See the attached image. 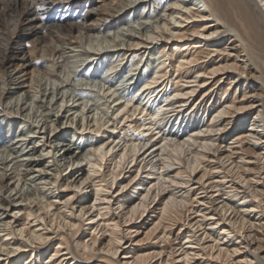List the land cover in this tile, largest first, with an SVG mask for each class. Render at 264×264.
Returning a JSON list of instances; mask_svg holds the SVG:
<instances>
[{
  "label": "bare ground",
  "instance_id": "1",
  "mask_svg": "<svg viewBox=\"0 0 264 264\" xmlns=\"http://www.w3.org/2000/svg\"><path fill=\"white\" fill-rule=\"evenodd\" d=\"M128 1L137 0H0V111L23 116L30 108L21 112L26 101L3 106V98H12L6 87H28L24 93L33 99L29 76L24 77L35 70L27 69L47 60L45 75L56 76L54 71L69 61L62 59L68 45L91 57L84 40H97L105 31L101 23L107 16L114 18L113 12ZM165 3L167 18L174 22L160 16L151 33H129L126 50L117 51L113 62L120 56L123 63V57L131 61L136 56L131 59L126 51L153 44L150 58L158 53L160 62L150 72L148 66L132 65L143 79L123 102L112 99L110 128L99 134L105 125L93 123V116L88 120L87 104L73 106L70 124L65 122V130L95 135L86 140L91 152L84 154L80 142L77 147L62 142L59 124L52 127L53 119L46 117L30 124L19 140L31 144L44 138L40 145L52 147L46 158L57 150L54 164L66 159V174L59 168L53 174L42 169V154L24 156L25 163L17 156L0 158V210L8 211L0 216L1 230L7 231L0 236V264H264V0ZM78 4L81 13L71 16ZM145 7L138 13L140 23L154 16ZM55 10L61 11L59 17H51L53 24L46 22ZM22 31L32 36L38 59L31 52L27 57L15 52ZM106 52L95 54L101 58ZM119 65L109 68L114 69L111 79L121 74ZM96 75L75 77L88 81ZM62 83L56 86L58 93L67 84ZM105 90L108 94L111 87ZM67 105L62 113L72 110ZM77 112L81 117L73 121ZM47 124L54 131L50 137L41 130ZM13 159L15 173L8 177ZM76 160L84 163L73 167ZM30 170L38 171L41 180L51 174L50 181L40 183L57 181L58 190L32 207L34 200L19 202L30 199L29 190L22 189ZM8 178H16L11 191L24 179L5 197L1 192L7 190L3 186L7 188ZM34 189L41 197L42 189L37 184Z\"/></svg>",
  "mask_w": 264,
  "mask_h": 264
},
{
  "label": "rangeland",
  "instance_id": "2",
  "mask_svg": "<svg viewBox=\"0 0 264 264\" xmlns=\"http://www.w3.org/2000/svg\"><path fill=\"white\" fill-rule=\"evenodd\" d=\"M90 1L94 2L96 0H90ZM159 1L160 0H145L143 1L144 3H138L140 2V0H137L135 3H130L128 1V3L126 2V4H128L127 6L125 5L124 7H121L119 10H116L113 12L115 15L114 18H112L111 16H107L106 21H105L106 23H101L103 24V29L105 31L98 35L97 40H93L91 42L88 39L84 40L85 49H87L89 53L93 54L91 57H89L87 54L86 56L85 52L82 50L81 47L73 48L72 46H69V45L65 46L66 52L63 53L62 59L68 58L69 61L66 63V65H63L60 69L58 68L57 70L54 71L57 74L56 76L45 75L44 69L47 66H49V62H47V60L46 61L44 60L40 66L37 65L36 67L33 66V67L28 68L27 71H30L32 69L35 70L32 76L28 74L27 76L24 77V78H27L29 76L27 85L31 87L30 91H31V96H33V99H28V96H26V94L24 93V91H28V87H23L21 89H14V85H8L7 87L5 86L6 88L9 87V91L11 92L9 94H11L12 98L10 99L6 97L3 98L2 99L3 106H6L7 108H9L10 106H13L14 101L18 99L19 106L22 102L26 101L25 105H21V108H22L21 112L25 110V108H27L29 104H30V108L27 111L25 110L22 112L23 116L25 115L26 117L15 115L13 113L10 114L11 116L6 115V113L9 112V110L7 109H2L0 111V158L6 157L7 160L9 161L12 159L13 156H17L16 159L19 161H22V158L24 156L27 158H32V157L39 158L40 157L39 155L42 154L43 159H42L41 164H39L40 167H42V164H43L44 168L42 169L53 174L59 168V171L63 172L64 174L66 172V170L64 169L67 166V164H65L66 159L62 160L61 162H57V164H54V160L56 156L60 154L57 150L55 151L53 150V152L56 154V155L54 154L55 157L53 156V158H46L50 156V154L52 153L50 152L52 151V147L48 148L47 145H40L44 142V138L37 139L36 142H34L35 140L33 139L31 141V144H27L26 140L25 141L19 140L22 137V136L20 137L21 132H25V133L28 132L30 124L31 125L35 123L37 124L38 120L42 119L43 121L46 117H51L53 119L52 127L54 126L56 127V124L57 125L59 124V128H57V131L60 130L61 132H63L61 134L62 142L68 143L71 145L74 144V147H77V145L80 142L79 146L80 147L84 146L83 148L84 154L85 153L88 154L89 152H91L90 147H88V145L86 144V140L92 137L94 138L95 135H91V134L84 135V134L76 133L78 129L77 128L73 129L72 127L71 129L67 128L65 130L64 129L65 122H67L66 125L70 124V118L72 117L70 114L74 112V110L76 109V107L73 108V106L84 107L87 104V107L91 106V108L89 109L91 112L87 113V115H89L88 120L91 119V117L93 116L92 118L93 123H96V122L104 123L105 125L103 130H100L101 132L99 131V134L101 135L102 131H106L108 128H110L111 120H109V118L111 116L112 109H113L112 99L113 98L116 99L115 102L117 101L123 102L136 89V87L139 85V83L143 79L142 75H139V77L137 78L138 69L135 70L136 66L132 67V65H134V63L135 64L137 63L138 67H141L143 65L142 69L148 66L149 72L152 70L155 71L158 68L157 65L160 62L158 53L157 55H154L153 58H150V54H149L150 52L152 53L155 50L154 47L156 45L152 47L153 44L151 45V47L142 48L139 51H134L132 49L126 51L128 52V55L131 54L129 56V58L131 59L133 57V54L136 53L134 60L130 61L127 57H123V63H120L118 61V59H120L119 58L120 56H119L115 62L113 61L116 59L118 55L117 54L118 49L120 50L122 49L119 52L121 54L123 51L126 50L125 49L126 44L129 45L130 43V40L128 38L129 33H131L130 35L137 34L138 32H141L142 30L144 31L145 34L151 33L152 27H155L157 25V23L159 22L160 16L161 18L167 19L170 22H174V20H171L170 17L167 18L168 11L166 10L167 4L165 3V0L162 3H160ZM143 5H146L144 12H151L152 14H154V16L149 19L143 18L140 23V20H138L139 18L138 13L142 12L141 9ZM80 9L81 7L78 4V6L75 7L71 11V16H76L77 13L80 14L81 13ZM60 12L61 11H57V10L51 11L49 15L45 17L46 19L45 21L51 22L53 24L55 20H53L51 17H54L55 15L58 18L60 15ZM126 17H129V20H126L125 19ZM145 24H147L149 27L143 28ZM107 35L109 37H106ZM112 37H113V40H112ZM31 39H32V36L29 35V32L22 31L21 32L22 41L20 45L15 46L14 50L15 52L19 54V56H25V57H27L28 54L31 52V57L35 58L36 60L38 59L37 51L35 50L32 51L31 49L32 44L30 42ZM158 39H160V37H158ZM159 42L161 41L159 40ZM57 44L59 45L60 42H57ZM169 45H171V43H168V46ZM132 47L133 46H130V48ZM22 50L24 51V53ZM104 50L107 52H110L109 54H107L108 56L106 55L105 57L104 55H102L101 58H98L100 54L97 55L95 53H98ZM114 53H115V56L112 58L111 54H114ZM146 58L147 59L150 58L151 60L145 61ZM62 59L60 58L58 60L59 63ZM107 59H109L108 63L106 61ZM101 60L103 61L102 66H101ZM147 62L148 63L151 62V63L147 65L148 64ZM117 63L120 64L117 67L118 71L121 70V74L123 73V75L120 76L121 74L118 73V76H116L114 79H111L112 76L114 75V69L110 70L109 68L111 66H114ZM125 64H127L126 67H124ZM130 67L134 69L130 70ZM10 71H12V68L10 69ZM91 72L92 73L97 72L95 79H89L88 81H86V78H82L80 76L75 77L76 73L77 74L81 73L84 75V74H89ZM22 73L23 71H21L18 74L21 75ZM85 77H87V79L91 78L89 77V75H86ZM65 80L67 82V84H65L66 86L61 88V91L58 93L56 90V86H58V88L62 87L63 86L62 81H65ZM109 86L111 87V91L108 93V94L111 93L110 97L107 96L108 95L106 93L107 90L104 91V89ZM4 92H6V89L4 90ZM43 93H45V95H42ZM61 95H63L62 102H60V99H59ZM22 98L23 100L21 101ZM46 100L49 101L48 104H46ZM55 101H57V104L59 102L60 107H58L56 103L54 104ZM104 101H105V105L103 104ZM65 105L70 106L72 110L70 112L65 111L64 113H62V111L65 108ZM14 108L16 109L18 107H14ZM16 110L19 111V109H16ZM56 110L58 111V113L56 112ZM52 114L54 115L52 116ZM60 114L62 115L60 116ZM77 114L78 112L73 114L74 115L73 121L81 117V115H77ZM99 116H103V117L98 119ZM67 118L69 119L66 120ZM83 121L85 122L86 118H83ZM79 122L82 123V121H79ZM49 126L50 124H47V126H44L43 128H41V130L43 132L44 131L46 132L47 130V135L49 134V137H50L54 133V131L51 132L50 129H48ZM52 127L50 126V128ZM32 134H34V136H37L38 133H32ZM55 138H57L56 140L59 141L60 137L57 136ZM17 139H18V142H17ZM51 140H54V138H52ZM36 144H39V145L36 146ZM33 145H35L36 146L35 148L37 149V152H35L34 154H32V151H30ZM10 153H13V154H10ZM16 159H13L12 161L9 162V166L6 171V174L8 177H11L15 173V172L12 173V171L14 170V167L16 166V164H14ZM25 162H26L25 160L22 161V163H25ZM80 163H84V161L76 160L74 162L73 167L79 166ZM11 167H13V169L8 170ZM2 168H3V164H0V171ZM69 168L70 167H67V170H69ZM29 172L32 173V170H30ZM51 174L46 179H42V180L38 179L39 177L38 171H35L30 175H26L25 178H27L26 182L28 184H24L22 189L24 190V192L26 191V189L29 190L30 193L28 192V194L30 195L29 196L30 199L25 200V201L20 200L19 202L24 204V203H28L29 201L34 200L31 204H29V206L32 207L34 202H36L37 200L44 201L46 200V197H49L52 194V192L58 191L56 188L57 181L54 182V184L40 183L44 181H47V182L50 181L52 179ZM20 178L22 177L20 176ZM15 179L8 178L5 181V183H7V186H6L7 188L3 186V190H6V189L7 190L5 191V193L1 192L3 193V196L6 197L11 192L14 193L16 190L20 188L21 183L24 178L18 182L16 189H13L12 191L8 189V187L14 182ZM31 180L33 181L35 180V182ZM16 183L17 182H15L14 185ZM29 184H31V186H29ZM36 184L38 187L42 189L43 194H41V197L39 196L38 192L35 191L34 189L36 187ZM32 189H33V194H32ZM11 202L13 203L15 201L11 200ZM37 205H41V203H38ZM35 207L36 206H34L33 208ZM6 214H8V211L2 212V210H0L1 218L6 216ZM2 228H3L2 225H0V236L4 234L5 232H7L6 230H1ZM4 264H6V261H4Z\"/></svg>",
  "mask_w": 264,
  "mask_h": 264
}]
</instances>
